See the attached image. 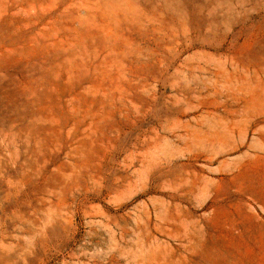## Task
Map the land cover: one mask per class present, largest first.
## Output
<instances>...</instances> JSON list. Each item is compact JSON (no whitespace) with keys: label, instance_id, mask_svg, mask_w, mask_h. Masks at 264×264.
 I'll return each mask as SVG.
<instances>
[{"label":"rangeland","instance_id":"374dc122","mask_svg":"<svg viewBox=\"0 0 264 264\" xmlns=\"http://www.w3.org/2000/svg\"><path fill=\"white\" fill-rule=\"evenodd\" d=\"M0 264H264V0H0Z\"/></svg>","mask_w":264,"mask_h":264}]
</instances>
